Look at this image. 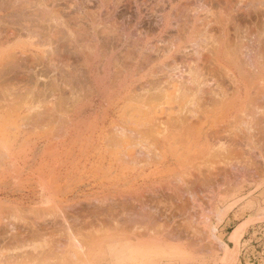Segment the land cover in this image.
I'll return each instance as SVG.
<instances>
[{
    "label": "rangeland",
    "instance_id": "1",
    "mask_svg": "<svg viewBox=\"0 0 264 264\" xmlns=\"http://www.w3.org/2000/svg\"><path fill=\"white\" fill-rule=\"evenodd\" d=\"M11 2H13V4H19V6L20 4H22L21 11L23 13H17L18 15H15L13 13V16L9 14L10 16L6 17V9H3V6L0 5L2 6L0 7V31H2L0 32V34L2 33V35H0V40H6L5 34L3 35V31L4 33H7L10 29L11 31L13 30V32L16 33L14 38H10V42H6L5 40L0 41V54L4 52L3 54L7 56L9 55L8 57H4V55L0 56V149L2 147L4 148L6 142L9 143L13 142L14 140L17 144V149L19 148L18 150H16L18 152V158L15 160L19 162L18 164H16L19 166V168H16L15 165L8 169V172L11 173V175H18L16 177L17 183L14 186L7 184V182L2 183L0 185V199H3L4 202L6 201L4 204L9 203L8 205L10 206H16L18 208V214L10 215L8 214L9 211L7 210L9 208H6L5 210L7 212L4 210V214H2V216H5H3V220H18L19 222L25 224L33 223V225L36 227L37 232L35 231V235L37 238L33 236L34 240L32 239V241H36L38 242V244H41V242H43L42 244L45 245H43L44 251H36V253L34 252L35 254H33V252L14 249L16 244H20L22 242L18 237L15 239H5L3 241L5 242V246L0 250V264H37L38 262V264H47V262L49 264H53V262L55 261H53L52 257H54V259H57V262H55L56 264H235L237 262L236 257L231 262L229 260L230 263L227 261V257L231 256L233 253H236L237 256L241 248L245 246L244 241H242L243 244H240V240H243L242 236L246 228L249 229L248 234H251V236L245 234V238H252L250 242L251 245H253L254 248L258 251H264V154L262 153L264 149L261 150L262 148H257L258 146L260 147L261 141L260 143H258L259 145L257 144V150L255 149V151H257V154L254 153L252 157L249 156V161H245V163H243L247 166L246 167L244 165L246 170H249H244V173L247 172V174L242 175V171L244 168L242 170L237 168L238 170H236L235 168L233 169L232 167H230L232 169L228 171V167L231 166V164H234V161H230L228 156L229 154H231V149L229 148L237 142H232L230 138H222V141L225 140L224 143L227 141L226 144H230L228 148L230 153L227 155L228 157L225 156V158L229 159L226 160L227 162L230 161V165L228 164V167H226L227 165H224V163L223 165L227 169H224V167L222 166L220 168L221 170L219 171L218 169V171H228V173L225 172L226 174L223 173L225 174V176L223 174L222 175L229 181V183L224 178L222 179V181H220L221 177L223 176L215 170L217 175H214L215 172L214 174H211L210 180H212L213 177H216L217 180V176L219 174L221 177L218 176V181L213 178L215 180H212L213 182H215L214 184L212 181L207 180L211 183L210 185H208V183L203 181V179H198V183L195 184L193 183V181L196 180L193 179L202 177V175L199 174L197 170V166H195L197 170H195V173L197 172L196 174H198L197 177L195 175H193L194 177L192 176L194 170L190 171V169L187 167L181 168V170L183 171L186 170V174L184 175L185 179H183L185 180V182L182 181V184L185 183V185L188 184V186L183 185L179 187L184 188V191L185 187H187L189 190H193L192 184H194V191L197 188L199 192H195L199 193V196H203L205 194V197H201L202 201L199 198L196 199L199 196H196L197 194L195 195L194 200L196 204H201L203 202V205H205L206 203H214L216 205H214L215 210L211 213L209 212L208 215V231L211 233V235L207 232L208 235L206 234V240H200L199 244L201 248L198 251H179L176 248H171L172 250L167 248L155 249L149 246H147V248L145 247L146 249H141V251L135 249L132 250V248L128 250L126 246H128L129 243L127 242L123 246L120 245L121 249L124 248L125 251H120L121 249L119 247L118 248L120 250L109 251V247L107 244L109 240L108 236L111 233L109 231L111 230H109L108 225H113L112 232H115V229H117V220L115 219L116 221L114 222V220L111 219L112 217H109L112 215H108L109 220H106V218L104 219L103 217L104 215H101V213H89L91 211L83 210V207L88 204V202L91 201L92 198H94L95 196L98 197L102 193L107 192L108 187H110V190H119L120 192L124 193H127L128 190H133L137 186V184L142 182V177H144L145 174L151 172L154 169V167H149L148 165L141 166V163L138 164V160V165L134 164L133 161L131 163L125 162V160L128 161V159H126L129 155L128 153L134 151L133 148H129L128 150L125 149V153L128 154L126 155L124 153L127 156L125 160H122V158L125 157L122 154H120V161L119 159L111 160V163L115 164L114 166L110 165V161L108 159H104L106 157V150L105 148H101L100 143L103 140H106L108 136H113L112 134L116 132L114 135L119 136L122 142H127V140H129L128 138L130 136H126L128 138H126L125 136L121 138L122 135L118 134L117 131L112 129H115L114 126H116V123L118 122H123L124 125H130L128 122H125L123 119H121L119 115L128 116L132 114L135 111L133 109L136 108L151 109L153 111L154 117H160L158 121L159 123H161V120L163 118V120H174V118H168L169 114H171L172 111L170 108L172 106V103H170L172 96L169 94H172V91H174L172 88L173 84L175 83V81L171 80L169 76V73L172 72V66L170 67L168 65L172 64H169L170 61H161L167 53L171 52L172 47L175 44V39L173 38L174 40L172 41V37L170 36L173 30H170L172 32L167 30L166 33L160 32L158 36L156 34L157 32H152L149 30L150 25H157V23L161 22L158 21L160 20L161 14L164 13L165 10L169 9L170 5L166 0H14ZM23 3L25 5H23ZM161 5L163 6L161 7ZM10 19L11 21H9ZM25 22L28 23L26 24ZM33 26L37 27L33 28ZM42 30L45 33H43ZM231 30L232 29L230 28L229 39L230 37L231 39H233V37L231 36L232 34L234 36V33L231 34ZM260 30L262 32L264 28L263 30L262 28ZM93 33L98 43L97 49L94 48V45H91V42L94 41ZM236 38L237 37H235V39ZM240 39H236V41ZM167 41H172V43H169ZM230 41L232 42V40ZM233 41L235 40L233 39ZM15 42L17 43L14 44ZM167 44H169V46L170 44L172 45L169 47V50L168 47H165ZM10 53L11 56H13V53H15V55H17L18 57L20 56V58L18 59V57H16L15 55L11 57ZM22 53H25V55L22 56ZM48 53L53 55H49ZM138 54L139 56L141 54V63L138 70L135 72V79L139 78L140 80L137 81L135 85H133L131 83V71L128 72V74L130 73V75L128 77L126 76L128 65L127 63H130L131 65V62L138 58ZM11 64L15 65L11 67ZM153 67L157 70H155ZM168 67L171 70H169ZM9 68L14 69L13 71H10ZM110 69L112 70L113 76L111 80L108 78L111 73ZM158 70L159 72H157ZM152 71L153 75L155 74L154 76H151ZM166 71H168V75L166 74ZM14 74L18 76L19 80L17 77H14ZM164 77L167 78L165 79ZM4 78H6V80ZM11 79L15 80L11 82ZM168 79H170L172 82H170V80ZM8 80L10 81L8 82ZM150 81L151 85H147ZM152 81L155 82L153 83ZM156 81L158 82V84H156ZM161 81H163V83L165 82V84H161ZM159 84L160 86H158ZM153 85L156 86L153 87ZM147 86L149 88H153L149 89ZM166 86H168L169 88ZM165 89L167 90V92L165 91ZM230 90L231 89H229L228 92L230 93L229 96L231 95L232 91ZM159 91L161 92L159 93ZM154 94L156 97L154 96ZM132 95L133 97H131ZM132 98L133 100H131ZM154 99L158 101V103H153V101H151ZM144 103H147L148 105ZM153 105L156 107H153ZM175 105L173 107H175ZM162 112H164V114ZM162 115L163 118L161 117ZM175 115L173 116L175 117ZM156 121L151 123L153 124L152 126H154L153 128H150L151 130L143 120L139 121L138 123V126L142 127V125H140V122L147 126L148 129L143 126L147 130V133L145 132L146 130H144L143 127L139 128L144 130V133H142L141 131V135L143 134L142 137H144L145 139H147L148 137L149 141L151 142L153 140H150V138L154 137V133L156 138L159 136L158 127L161 126L162 128V126L165 125L163 124L164 122H162V125L157 127V125L159 124L158 122L156 123ZM165 123H167L168 125L169 121ZM261 124L263 125L264 123ZM109 127L112 128L109 129ZM262 127L264 128V125ZM169 131L171 139H176L177 143L179 144V142H182V140L185 141L191 138L193 133V126L191 125L189 127L182 128L178 132V134L175 135V137V130L170 129ZM189 131H191L192 133H190ZM187 132L190 134H188ZM128 135L131 134L129 133ZM182 136L183 138L181 140ZM132 138L133 137L131 136L130 141L132 140ZM156 138H153L154 141ZM110 139H113V137H110ZM116 139H118V137ZM88 143L91 145L89 149L87 147ZM226 144H224L225 147L227 146ZM236 145H238L239 148L242 147L244 151H247L244 144L237 143ZM75 146L76 149L74 148ZM261 147L264 148V145L262 144ZM239 148L238 150L241 151ZM232 150L234 149L232 148ZM236 150L237 149L235 148V151H233L232 153H236ZM74 152L77 153L75 154ZM87 152L95 153L87 156ZM247 153L248 152H244V154L241 153V156H248L249 154ZM134 155L137 154L135 153ZM116 156L119 157L117 154H115V157ZM239 156H236L235 160L232 154L230 155V158L233 157L235 163L236 161L239 162L240 160L243 162V158L244 160H247V157L245 158V156H243L242 159H238L237 157ZM135 157L136 156H132V160L135 161ZM129 158L131 157L129 156ZM190 161L191 164H198V159H196L194 155L190 157ZM240 162L239 164H241ZM254 163H256V165L258 164L257 170ZM194 165H192V168L190 165V168L194 169ZM163 166L159 167V169L166 168L165 166ZM135 167H139L137 168L138 170L135 169ZM181 170H179L180 176L185 173ZM250 170H253L252 173L255 174L256 172V174L252 176ZM187 171L192 172L190 174L191 176L188 175L189 173ZM182 172L183 174L181 175ZM233 172H240V174H238L240 177H238V175L235 177L236 174H232ZM157 173L162 174L163 171L157 170ZM231 174L233 175V177ZM169 176L170 179L171 177H173L172 174H168L166 175V177L162 176L161 178H163V181H168ZM3 177L4 179H8L9 181L13 180L12 177L7 174H4ZM40 178L42 180L45 179L44 181H50L49 190L53 193L51 194V196H49L47 201H40L39 199V192L42 189V185H40L42 184V180ZM236 178L239 182H235ZM186 179H189V181L192 179L191 184H189L190 182L186 183ZM224 181H226V184L223 183ZM212 184L214 186H212ZM216 184L218 185L217 188ZM178 185H176V187H178ZM195 185H197V187ZM224 185H226L227 187H224ZM170 187L174 188L175 186ZM211 191L214 193H212ZM115 193L116 192H114V194ZM212 194L216 198V200L215 198L210 197V195ZM24 196L28 197L25 198ZM185 196L186 199H184ZM163 197L161 196V199L159 198V200H165L163 208L162 205L160 207L162 201L161 203L159 201V203L157 204L159 207H156L157 209H153L155 211L162 210L161 214H159L160 216H157L159 218V223H157L162 224V226H164L165 224L167 225V221L169 220V225H180V223H178L180 219L183 218V220H189L187 219L189 210L193 213L195 209L200 210V207H202H198V205L193 204V207L191 208L192 202L191 200H189L190 198L188 199V195H183L181 199H177L179 198L177 197L176 200H173V198L168 199L166 197L164 199ZM208 199H211L213 202H211V200L208 201ZM172 200L174 205L172 204ZM179 200L183 206L180 205ZM183 200L184 202H182ZM186 201L188 203H191H189L190 209ZM92 202L93 204H95L94 201H91V203ZM175 202L179 203V206L177 205L178 207H175L177 208L176 210H178L177 212H173L175 211V208H173L174 206H176ZM70 204H73V206L75 205V207L72 209V206H69ZM76 204H79V206H76ZM207 204L202 208H206ZM56 205L59 207H57ZM181 206L183 208L185 207L184 209L186 210V212L185 210H183V214L182 212L179 213ZM79 207H81V209ZM86 207L87 205L84 208ZM75 208L77 209L75 210ZM72 210H75V213ZM77 210L79 211V213ZM196 212L197 210L195 211V215L200 213L199 211L198 213ZM179 214L182 215L178 217L177 215ZM184 214L186 217L184 216ZM84 215L87 220L86 223L85 219L82 217ZM172 215L174 217H171ZM88 216L89 219L87 218ZM100 216L101 218H98ZM67 217H71L72 219H68ZM118 217L116 216V218ZM97 218L99 220L102 219L101 224L103 223V219L105 220L106 223H103V227L100 224V221L97 220ZM165 219L167 223L165 222ZM232 219L243 221L241 224L232 227L234 228L232 235L235 237V241L231 240L233 239V236H231L230 238V228L227 226V224H224L225 222L231 221ZM67 220L69 221L67 222ZM44 221L48 223H44ZM89 221L91 226L95 224V227L92 226L91 228L89 226ZM109 221L111 222L108 223ZM190 221L192 220H189V223H187L186 221V224L188 225L193 222L191 226H196L199 228L200 226L203 227L202 223L199 222V215L196 217L195 222L192 221L190 223ZM94 222H96L97 224ZM120 222L122 223V227H124V224L128 223H123L122 221ZM162 222H165V224H163ZM52 224L56 226L53 227ZM67 224H70L72 231L75 232L74 234L78 237L79 240H84L80 241L83 244L82 251H78L72 248L70 249L66 246L63 247V244H67V241L64 240L68 236L66 229ZM81 224L83 225L82 227ZM84 224H86L87 227ZM106 224L108 225L105 226ZM131 224L125 225V227L127 226L126 229L128 228L127 232L129 236H132L134 232L139 229V227L140 230L142 229L141 231H143L144 225H137L135 227ZM51 225L54 228L53 230L55 231L52 230ZM183 225L180 226L183 227ZM44 226L46 229L48 228V231L50 230L49 233L44 228ZM101 227L102 231L100 229ZM117 227L123 229L122 227H120V225ZM236 228H238L239 231L235 233ZM87 229H89V231H86ZM97 229H100V232ZM187 229L189 230L190 228L188 227ZM107 230L108 232H106ZM140 230H138L137 232H140ZM42 231L44 232V234L41 233ZM83 231L87 234H85ZM120 231L121 234L125 233L123 232V230ZM124 231H126L125 228ZM127 232L124 236L125 238H127V240H129L130 238L128 237ZM53 234H55V238L57 239V241H61L60 238L65 235L64 239L62 238L64 243H62V241L61 243L58 242L59 244H57V242L54 241L55 238L53 240ZM88 235L90 236V239L93 238L91 240L92 242L89 241L90 239L87 237ZM212 235L215 237L214 239H212ZM208 237L210 238V240H213V242H211L213 246H209L210 240ZM51 239L52 241L56 242V244L53 243ZM45 240L48 242H46ZM51 243L53 244V246L56 245L59 248V251H55L58 248L53 247ZM203 244H207L209 248L207 247V249H205L203 247ZM58 245H62L63 249H61L62 247H59ZM227 246L230 247L229 250L227 249ZM64 248L66 249L65 251ZM56 252L59 253V255ZM29 256H33L31 257L32 259H30ZM58 259H61V263L58 261ZM31 260H33V262H31ZM45 260L50 261L46 262ZM65 261L67 263H65Z\"/></svg>",
    "mask_w": 264,
    "mask_h": 264
},
{
    "label": "bare ground",
    "instance_id": "2",
    "mask_svg": "<svg viewBox=\"0 0 264 264\" xmlns=\"http://www.w3.org/2000/svg\"><path fill=\"white\" fill-rule=\"evenodd\" d=\"M11 1H14V0H1L0 1V5L3 6V9L4 8L6 9V15L5 16L9 17L10 15L13 16L14 14L16 15L17 13H19V14L23 13L21 11L22 4H20V6H19V4L18 5L13 4V2H11ZM166 1L170 5L169 9L165 10L164 13L161 14L160 20H158L161 22L157 23V25L160 24V32L161 33H166L167 30L168 31L173 30V32L170 31V32H172L170 36L172 37V41L175 39L174 40L175 44L173 45L171 52L170 53L166 52L167 54L161 60L163 62L164 61H167V62L170 61L171 63L169 62V64H172V65H168L170 67L172 66L171 67L172 70L168 67L169 70L172 71V72L170 71L171 73H169L170 79L175 81V83L173 84V88H172L174 91H172V94H169L172 96V97L170 96L171 100H172V101L170 100V103H172L171 104L172 106L170 107L172 110L171 111L172 115L169 114V117L168 116L167 117L168 118H174V120L171 121V119L167 120L166 118H165L166 120H163L164 118L162 115L161 117L163 118L162 119L163 121L161 120V123H159L158 121H159L160 117L159 116H158L159 118H157V116L154 117L153 111L151 109H137L136 108V109H133L135 111L128 116L127 115H119L121 119H123L125 122H128L130 125H124L123 122H118V123H116L117 127L114 126L115 129L112 127H109V129L112 128L113 130L117 131L118 134L122 135L121 138L123 136H125V137L126 136H130V137L132 136L133 138L131 141H130V137L129 138L126 137L129 140H127V142H125V141L122 142L121 139L119 138V136L114 135L116 132H114V134H112L113 136H110V137H113V139H115V140L110 139V137L108 136L107 137L108 140L106 139V140H103L102 142L100 141L101 142L100 143L101 148H103V149L105 148V150H106V153H105L106 157L104 159H108L110 161L111 166L115 165L114 163H111V160L119 159V161H120L121 160L120 154L125 156L124 158H122V160H125V158L127 157L126 155L129 154L128 157L126 158V159H128V161L125 160V162L131 163L133 161V163L136 165L141 163L140 164L141 166L142 165H144V166L148 165L149 167H154V169L151 172L145 174V176L142 177V179L139 177L142 182L137 184V186L133 190L132 189L128 190L127 193L120 192L119 190L113 191V190H110V187H108L107 192L102 193L98 197L95 196L94 198L91 199V201H94L95 204H93V202L91 203V201H89L88 204H86L87 205L86 208H84L86 206L85 203H84L85 206L81 205V206H84L83 207L84 211H91L89 213H92V212L93 213H99V214L101 213V215H104L103 217H104V219L106 218V220H109V217H112L111 219H113L114 222L117 220L116 221L117 226L120 225V227H122L121 226L122 223L120 221H122L123 223L128 222V223L123 225L124 226V227H122L123 229L118 228L116 226V228L118 230L115 229V232H112V229H113L112 226L113 225L112 226L110 224L105 225V226L108 225L109 230H111V231H109L111 233L108 236L109 240H108V244H107L109 247V248L107 247L109 249V251L120 250L121 249L120 245L123 246L126 242L129 243V245L126 244V245H128V246H126V248H128V250L132 248V250L135 249V250L141 251V249H143V248L146 249L147 246H149V247H153L155 249L176 248L179 251H181V250L182 251H198L201 248V246L199 244L200 240L201 239L206 240L207 232H208V234L210 233L208 231V225H209L208 215H209V212L211 213L215 210L214 209L215 204L214 203H212V204L206 203L207 204L206 208L205 207L202 208L206 204L203 205L202 204L203 202L201 204H196L194 198H195L196 194H197L196 196H199V193L195 192V191H198L197 188L194 191V188H193L194 184H192L193 190H189L187 187H185V191H184L183 190L184 188L179 187V186L185 185V183L182 184V181L185 182V180H183V179H185L184 175L186 174V170L184 169L185 171H183V170H181V168L187 167L190 169V171L194 170L193 171L194 174L190 171L189 172L187 171L189 173L188 175H190L192 173V176L195 175L197 177L198 174H196L197 172L195 173V170H196L195 166H197V170H198L199 174L202 175V177H200V178L197 177L196 179H193V180H196V181H193V183L196 184V183H198V179H201V180L203 179V181L207 182L208 185H210L211 183L207 180L211 179V174H214L215 170H216V172L218 171V169L220 171L221 170L220 168L222 166L224 167V165H227L226 167H228V164L230 165V161H234V164H231V166L228 167V171L232 168L233 169L235 168L236 170H238L237 168H239L240 170H242L244 168L242 171L243 173L242 172L241 173H242V175L247 174V172L244 173V170H246V168H245L246 164H243V163H245V161H249L248 160V159H250L249 156L252 157L254 155V153L257 152V151H255V149L259 145L258 143H260V141H261V143H260L261 145H260V147L258 146L257 148H262L261 150L264 149L263 147H261L262 144L264 145V128L262 127L264 124L263 125L261 124V123H264V35H263V31H264L263 30V28H264V0H166ZM23 5H25V4L23 3ZM2 6H0V7H2ZM17 6H19V7H17ZM162 6L163 5H161V7ZM9 21H11V19ZM34 27H37V26H33V28ZM230 28L232 29L231 34L234 33V36L237 37L236 39L242 38L240 40H242L244 42H242L240 40L236 41L233 34L231 36L233 37V39L235 41H233V39H231V37L229 39ZM261 28L263 30L262 32L260 30ZM41 29H43V28H41ZM51 29H52V27H51ZM9 30H8L9 34H8V32L4 33V31H3V35L5 34V37H6V40L5 39H3V40H5L6 42H10L11 41L10 38L12 39L16 35V33H14L13 30L12 31L10 30L11 33ZM35 30H36V28H35ZM0 32H2V31H0ZM42 32H43V30H42ZM39 33H41V32H39ZM43 33H45V32H43ZM102 33H104V32H102ZM0 35H2V33ZM93 37L92 38L94 41L93 40L92 41L94 42V44H93V42H91V45L92 46L94 45V48L97 49L98 43L95 39L96 37H95L94 33H93ZM243 39H246V40H243ZM3 40H0V41H3ZM230 40H232V42ZM172 41L171 42L167 41V42L172 43ZM98 42H99V40H98ZM16 43L17 42H15L14 44H16ZM167 45L165 47H168V50H169V47L172 45L171 44H170V46H169V44H167ZM154 50H155V47H154ZM153 51H151V52H153ZM3 53L4 52H2V54H0V56L4 55V57H6L7 55H5ZM7 53H8V51H7ZM14 55H15V53H13V56ZM23 55H25V53H22V56ZM49 55H53V54H49ZM10 56H11V53H10ZM13 56H11V57H13ZM15 56L18 57L17 55H15ZM140 56H141V54H140ZM140 56L138 54V57H140ZM19 58H20V56L18 57V59ZM13 65H15V64H13ZM13 65L11 67H13ZM10 68H9V70L13 71L14 68H12V69H10ZM155 70H157V69H155ZM168 71H166V74ZM157 72H159V70ZM151 73H152L151 74V76H152L153 71ZM14 75L13 76L15 78L16 77L18 78V76H16V74H14ZM167 75H165V76H167ZM161 78H162V76H161ZM4 79L6 80V78H4ZM170 79H168V80H170ZM11 80H12L11 82H13V80H15V79H11ZM18 80H19V78H18ZM171 80H170V82H172ZM9 81L10 80H8V82ZM152 82L154 83L155 81H152ZM161 82H162L161 84H165V82L164 83H163V81H161ZM166 82H167V80H166ZM156 84H158L157 81H156ZM147 85H151V81ZM155 86L153 85V87H155ZM158 86H160V84ZM168 86H166V87H168ZM153 87H151V88L148 87V88L152 89ZM87 89H88V87H87ZM166 89H165V91L167 92L168 89L167 90ZM229 89H231L233 91L232 92L230 90L231 91L230 96H229L230 93H228ZM144 90H146V89H144ZM156 90H157V88H156ZM162 90H163V88H162ZM165 91H164V93H165ZM160 92L161 91H159V93ZM144 93H142V94H144ZM154 96H155V94H154ZM131 97H133V95ZM131 100H133V98ZM151 101H153V103L154 102L158 103V101H156L155 99L151 100ZM144 102H146V101H144ZM144 104L148 105L147 103H144ZM174 105H175V107H173ZM153 107H156V106L153 105ZM141 110H144V111H141ZM173 110L175 113L173 112ZM162 113L164 114V112H162ZM165 114H166V112H165ZM173 115H175V117ZM142 120L148 125L149 129L154 127V126H152L153 124H151V123L155 122L156 120H157L156 123L158 122V124H159V125H157V127L162 125V122H164L163 124H165L162 126V128H161V126L158 127L159 136L157 138L155 136V133L153 134L154 137L150 138V140H153L152 142L149 141L147 136L146 137L148 140L145 139L144 137H142L143 134L141 135V131H142V133H144V130L148 129L147 126L141 122H140V125H142V127L145 126L146 129H145V127H143L144 130L140 129L142 127L138 126V123H139V121H142ZM168 121L170 124L168 123V125H167V123H165V122H168ZM191 125L193 126V133L191 131H189L190 133H192V136L189 140L183 141L182 140L183 136H182L181 137L182 142H179V144H178L176 139L175 140L171 139L170 133H169L170 129L175 130V132H174V137H175V135H177L178 132L182 128L189 127ZM261 127H262V129H261ZM184 131H185V129H184ZM145 132L147 133V130ZM126 133H128V134L130 133L131 135H128ZM182 133H183V131H182ZM190 133H188V134H190ZM117 137H118V139H116ZM223 137L230 138L232 140V142L234 141V142H237L240 144H244L246 146L245 149L247 151H244V149H242V147L239 148V146L236 145L237 143H235V144L233 143L234 147L235 146H238V147H235L237 149L236 153L235 152L232 153L233 151H235V148L233 146L231 147L229 143H228L229 145H227L226 144L227 141L224 143L225 140L222 141ZM153 138H156L155 141ZM70 143H72V142H70ZM60 144H61V142H60ZM224 144H226L227 146L225 147ZM229 146H230V148H229ZM87 147L89 149L91 147V145L88 143ZM74 148L76 149V146ZM129 148H133L134 151H132L130 153L131 154L136 153L139 158L137 157V155H134V154L133 155H131L130 153L126 154L125 149L128 150ZM228 148L231 149L230 150L231 154H229L230 152H229ZM232 148L234 150H232ZM238 148L241 151L242 150L243 151L242 152L239 151ZM18 149H17V144L14 140H13V142H9V143L6 142L4 148L2 147L0 149V185L4 182H7V184L14 186L17 183L16 177L18 175H11V173L8 172V169L19 163V162L15 161L18 158L17 157L18 152L16 151ZM244 152H248L247 154H249V155L248 156L247 155L241 156V153L244 154ZM92 153H95V152H92ZM92 153L87 152V156L91 155ZM262 153L264 154V150L262 151ZM115 154H117L119 157L116 156L117 157L116 158ZM232 154H233V157L235 160H236L235 157L239 156V155L240 156L237 157L238 159H240V158L242 159V157L245 156V158L247 157L246 158L247 160H244V158H243L242 159L243 162L241 160H240L241 162L239 161L241 164H239V162H237V161L235 163V160L233 159V157L230 158V155H232ZM234 154H235V156H234ZM193 155L196 157V159H198V162L196 161L198 163L197 165H194L195 163L191 164L190 157ZM227 155L229 156V159H230V161H228V162L226 160L228 158H225V156H227ZM129 156L131 158H129ZM132 156H136L135 157L136 162L134 160H132ZM92 159H94V158H92ZM129 159H130V161H129ZM257 159H258V157H257ZM137 160L139 163L137 162ZM163 164L166 168L165 169H163V168L159 169V167H162ZM190 165H191V168H192V165H194L195 168L193 167L194 169H191ZM254 165H256V163H254ZM257 165H256V170H257ZM168 167H171V168H168ZM230 167H232V168H230ZM16 168H19V166L16 165ZM137 168H139V167H135V169H137ZM224 169H227V168L224 167ZM142 170H143V168H142ZM157 170L163 171V173L159 174V173H157ZM179 170H181L185 173L183 174V172H182L181 175L182 174L183 175L180 176ZM247 170H249V169H247ZM224 171L228 173V171H226V170H224ZM252 171L250 170L251 173H252ZM216 172L214 174L215 176L217 175ZM225 172H219V173L222 175ZM234 173L236 174L235 177L238 174H240V172L239 173L233 172L232 174H234ZM4 174L9 175L10 177H12L13 180L11 179L12 181H9L8 179H4V177H3ZM168 174H172L173 177H171V179H170V176H169L168 181H163V178H161V177L162 176L166 177V175H168ZM220 174L218 176H220ZM225 174H223V175L225 176ZM255 174H256V172H255ZM255 174L252 173V176H254ZM248 175H250V174H248ZM218 176H217V180H216V177L215 178L213 177V178L216 181H218L219 180ZM224 176L223 177L220 176L221 177L220 181H222ZM232 177H233V175H232ZM238 177H240V176L238 175ZM213 178H212V180H214ZM237 178H236L235 182H239ZM189 179L188 180L186 179L187 180L186 183L190 182L189 184H191L192 179L190 181H189ZM224 179H226V178H224ZM44 180H42V184H40V185H42V189L39 192L40 201H47L49 196H51V194L53 193L49 190L50 181L48 179H46L49 181V183H48V181H44ZM212 180H210V181H212ZM254 180H255V178H254ZM219 182H218V184H219ZM225 182L226 181H224L223 183H225ZM214 183L215 182H213V184ZM228 183H229V181H228ZM178 184H180V185H178ZM213 184H212V186H214ZM168 185H170L172 187L175 186V187L171 188ZM176 185H178V187H176ZM185 186H188V184ZM195 186L197 187V185H195ZM225 186L226 185H224V187ZM232 186H233V183H232ZM217 187H218V185L216 186V188ZM228 188H229V186H228ZM114 192H116V193L118 192V193L114 194ZM183 193H185V194H183ZM212 193H214V192H212ZM182 194L188 195V199L190 198L189 200H191V202H192L191 208L193 207V204L198 205V207L202 206V207H200V210L195 209V211L197 210L196 213H198V211L200 212L196 215H195L194 210H193L194 211L193 213L190 212V210H189V215L187 216V219L195 222L196 217L199 215V220H200L199 222L202 223L203 227L200 226V228H199L196 226H191L193 224L192 221H190V223L192 222L191 224L187 225L186 221H187V223H189L188 222L189 220L185 219L186 220L185 221V220H183L182 217H181L182 219H180V221H178V223H180V225L182 226L185 222L183 227H181L179 224L178 225H175V224L169 225L170 220L167 221L168 222L167 223L166 219H165V222L167 223V225L165 224V222L164 223L162 222L166 226L165 225L162 226V224H158L159 223L158 217L160 216L159 214H161L162 210L161 211L156 210L158 213V215H157L156 211L153 209L156 207H159L157 204L159 203V201L161 203V201L163 200V199L159 200V198L161 199V196L162 197L165 196L168 199L173 198V200L174 199L176 200L177 197H179L177 199H181V197L183 196ZM203 196L205 197V194ZM203 196H199L196 199L199 198L201 200L202 199L201 197H203ZM27 197H25V198H27ZM165 197H163V198L165 199ZM210 197L215 198L213 196V194L210 195ZM6 198H7V196H6ZM184 199H186V196ZM211 199H208V201ZM173 200H172V204H173ZM215 200H216V198H215ZM5 202L3 199H0V250L2 247L5 246V242H3L5 239L6 240H8L10 238L15 239L18 237L19 240L22 241L21 242L22 244L21 243L16 244L14 249H20L22 251L33 252V254H35L36 251H41V250L44 251L43 245H45V244H42L43 242H41V244H38V242L32 241L33 236L36 237L35 234L37 232L36 227L33 225V223L25 224V223L19 222L18 220H8V219L7 220L4 219L5 221L3 220V218L5 216L3 215L4 216L3 217L2 214H4L3 212L6 208H9V209H7L9 211L8 214H10V215L18 214V208L16 206H10V205H8L9 204L8 202H7L8 204H4ZM164 202H165V200L162 201V204H160V207L162 205V208H163V206L165 204ZM182 202H184V200ZM211 202H213V201L211 200ZM13 203H14V201H13ZM78 203H80V202H78ZM155 203H156V205H155ZM179 203H180V200H179ZM179 203L175 202L176 206H174V207L172 206V207L173 208L178 207ZM189 203H188V205H189V209H190L191 203L190 204ZM51 205H50V207H51ZM77 205L79 206V204H76V206ZM180 205H182V203H180ZM69 206H72L71 207L72 209L75 207V205L73 206V204L72 205L70 204ZM182 206L180 207L182 210L180 209L179 213L182 212V214H183V212H184L183 210H185L184 209L185 207L183 208ZM57 207H59V206H57ZM79 208L81 209V207H79ZM115 208H117V209H115ZM21 209H23V208H21ZM76 209L77 208H75V210ZM112 209H114V210H112ZM176 209L177 208H175V211H173V212H177L178 210H176ZM59 211H62V210H59ZM65 212H68V211H65ZM69 212H70V210H69ZM73 212H72V215H73ZM185 212H186V210H185ZM53 213H55V212H53ZM78 213H79V211H78ZM163 213H164V211H163ZM59 214H60V212H59ZM83 214H81V215H83ZM182 214H179L177 216L179 217ZM185 214H184V216H185ZM87 215H88V213H87ZM108 215H112V216L108 217ZM173 215H174V213H173ZM173 215L171 217H174ZM175 215H176V213H175ZM78 216H79V214H78ZM105 216H107V217H105ZM116 216L117 217L119 216L122 220L119 217L116 218ZM194 216H195V218H194ZM82 217L85 219V223H86L87 220L85 218V215ZM188 217H190V218H188ZM65 218H66V216H65ZM70 218H68V219H70ZM87 218L89 219V216ZM98 218H101V216ZM98 218H97V220H99ZM161 218H163V217H161ZM104 219H103V223L105 222ZM75 220H77V219H75ZM101 220H99L100 224H101ZM113 220H111V221H113ZM68 221L69 220H67V222ZM111 221H109L108 223H110ZM114 222H112V223H114ZM44 223H48V222L44 221ZM49 223H50V221H49ZM94 223H96V222H94ZM103 223L101 224L102 227H103ZM62 224H63V222H62ZM82 224H81V227L83 226ZM89 224H90V221H89ZM128 224H131L132 226H135V227L137 225H141V226L144 225L143 231H141L142 229L140 230V227H139L138 230H140V232H137L138 230L135 229L136 231L135 232L133 231L134 234L132 236L131 235L129 236V234L127 232L128 228L126 229L127 226L125 227V225H128ZM52 225H51V227H52ZM84 225H86V224H84ZM94 225L95 224H93L92 226H94ZM158 225H160V226H158ZM186 225L190 228L189 230L187 229L188 227ZM48 226H49V224H48ZM55 226L53 225V227H55ZM66 226H67L66 229H67L68 236H67V238L64 239V237H65V235H64V236H62V238L67 241V244L66 245L63 244V247L66 246V247H69L70 249L72 248V249H76L78 251L79 250L82 251L83 250V244L80 241L83 239H81V240L78 239V237L74 234L75 232L72 231L70 224H67ZM89 226L92 228L91 224ZM132 226H128V227H132ZM53 227H52V230L54 229ZM86 227H87V225H86ZM102 227L100 228L101 231H102ZM44 228H45V226H44ZM59 228H61V227H59ZM124 228L126 231H124ZM120 230H123V232H125V233L121 234ZM49 231H48V233H49ZM53 231H55V230H53ZM53 231H51V232H53ZM86 231H89V229H87ZM91 231H92V229H91ZM238 231H239L238 228H236L235 233ZM106 232H108V230ZM126 232H127L128 237L130 238L129 240H127V238H125V236H124L126 234ZM41 233L44 234L43 231ZM50 234H52V233H50ZM85 234H87V233H85ZM53 235H54V237L53 236L52 237L54 240L55 234H53ZM121 235H123V236H121ZM210 235H211V233H210ZM41 237H38V238H41ZM83 237H85V236H83ZM87 237L90 239L89 235ZM62 238H60L61 241H59V240L57 241V239L55 238L54 241H56L57 244H59L63 241ZM214 238L215 237L213 236L212 239H214ZM92 239H90L89 241L92 242L91 241ZM209 240H210V238H209ZM51 241H52V239H51ZM54 241H52V242L56 244V242H54ZM46 242H48V241H46ZM206 242H208V241H206ZM211 242H213V240H210L209 246L210 245L213 246V244H211ZM62 243H64V241ZM207 244H203V247L205 249H207V247L209 248V246ZM52 246H53V244H52ZM60 246L62 247V245H60ZM8 247H10V246H8ZM53 247H57V246L55 245ZM63 247L61 249H63ZM54 250H52V251H54ZM57 250L59 251V248L56 249L55 251H57ZM65 250L66 249L64 248V251ZM120 251H125V249L122 248ZM57 254L59 255V253H57ZM2 255H4V254H2ZM29 257H30V259H32L31 257H33V256H29ZM45 257H44V259H45ZM235 257H236V253H233L231 256L227 257V261L229 262V260H230V262H231L235 259ZM52 258H53V261L57 262L56 258H55L56 260L54 259V257H52ZM45 261L47 262L50 260H45ZM58 261L61 263V259L60 260L58 259ZM67 261H68V259H67ZM31 262H33V260H31ZM55 262H53V264ZM65 263H67V262L65 261ZM47 264H49V263L47 262Z\"/></svg>",
    "mask_w": 264,
    "mask_h": 264
},
{
    "label": "crops",
    "instance_id": "3",
    "mask_svg": "<svg viewBox=\"0 0 264 264\" xmlns=\"http://www.w3.org/2000/svg\"><path fill=\"white\" fill-rule=\"evenodd\" d=\"M149 30L152 31V32H157V36L160 34V25H150L149 26ZM140 57L136 58V60H133L131 62V65L130 63H127V77L130 75V73L128 74V72L131 71V83L133 85H135V83L137 81H139L140 79H135V72L136 70H138L139 68V65L141 63L140 61ZM79 60V59H78ZM140 61V62H139ZM80 62V61H78ZM138 66V67H137ZM137 67V68H136ZM111 73L109 75V79L111 80L113 78L112 76V70L110 69ZM69 73V71H68ZM104 78H107V77H104ZM243 221L242 220H234L232 219L231 221H228V222H225L224 224H227V226L230 228V238L232 235V232L234 230V228H232L233 226L235 227L236 225L238 224H241ZM232 228V229H231ZM249 233V229L246 228L244 234H243V240H240V244H243L242 241H244V244L245 246L241 248V250L239 251V254L236 256V260L237 262L235 264H264V251L261 250V251H258L254 248L253 245H251V239L252 238H245V234H248ZM235 235V234H234ZM248 236H251V234H248ZM233 239H231L232 241H235V237L233 236L232 237ZM227 249L229 250L230 247L227 246ZM235 260V261H236Z\"/></svg>",
    "mask_w": 264,
    "mask_h": 264
}]
</instances>
